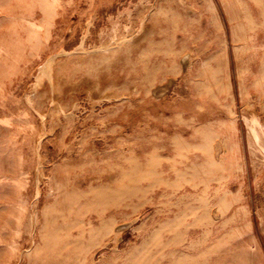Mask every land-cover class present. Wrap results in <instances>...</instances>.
I'll return each mask as SVG.
<instances>
[{
	"label": "rangeland",
	"instance_id": "1",
	"mask_svg": "<svg viewBox=\"0 0 264 264\" xmlns=\"http://www.w3.org/2000/svg\"><path fill=\"white\" fill-rule=\"evenodd\" d=\"M0 264H264V0H0Z\"/></svg>",
	"mask_w": 264,
	"mask_h": 264
}]
</instances>
